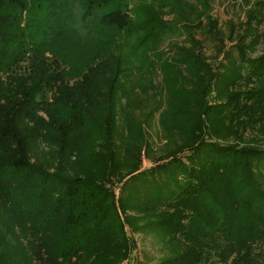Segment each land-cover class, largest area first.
<instances>
[{"label":"trees","instance_id":"trees-1","mask_svg":"<svg viewBox=\"0 0 264 264\" xmlns=\"http://www.w3.org/2000/svg\"><path fill=\"white\" fill-rule=\"evenodd\" d=\"M212 10L0 0V264H119L135 214L160 264H264V0L229 47Z\"/></svg>","mask_w":264,"mask_h":264},{"label":"rangeland","instance_id":"rangeland-1","mask_svg":"<svg viewBox=\"0 0 264 264\" xmlns=\"http://www.w3.org/2000/svg\"><path fill=\"white\" fill-rule=\"evenodd\" d=\"M256 0H250V3L247 4L242 0H212V14L214 18H217L219 21V26L221 29L226 31V46L229 47L231 42L228 39L229 34V25L234 22L237 24L238 22L245 20L246 10L254 5ZM264 30V25L262 26ZM199 37L202 38L201 35ZM184 36L179 37L175 36L172 38L171 42L180 41ZM170 45H165L164 48L167 50ZM205 52L210 57V60L214 64H217L221 58L216 57L215 49L213 43L209 40L205 41ZM262 52V44L258 46V51L255 55L260 54ZM216 57V58H214ZM212 102L214 100L210 99ZM157 104H161L160 100H157ZM152 107H148L145 109V113L148 114ZM140 119H143L145 116L143 114L138 115ZM155 145L153 156H149L144 151H142V169H146L155 164V161L152 160L154 155L157 156L160 153V145L161 141L159 139L160 135V126L158 124V113H156L152 120ZM119 192V189H117ZM131 214H135L134 212H130ZM137 217L133 218V224L128 228V234L135 239V248L132 251V254L128 260H124L119 264H160L162 261L166 260L169 257L174 255V250L167 243L166 239L160 235V233L155 230L150 223L147 224V219L142 218L138 214H135Z\"/></svg>","mask_w":264,"mask_h":264}]
</instances>
